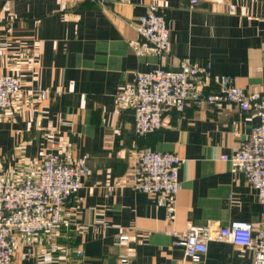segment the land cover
I'll return each mask as SVG.
<instances>
[{
    "label": "crops",
    "instance_id": "1",
    "mask_svg": "<svg viewBox=\"0 0 264 264\" xmlns=\"http://www.w3.org/2000/svg\"><path fill=\"white\" fill-rule=\"evenodd\" d=\"M150 8L170 20L169 55L152 52L135 30ZM184 57L264 99V0H198L193 9L192 0H0V74L51 95L36 102L24 94L10 115L0 113V180L49 155L66 163L88 157L90 167L68 206L72 227L55 243L18 248L12 264H118L124 234L135 238V264H183L168 230L259 221L257 192L221 161L260 124L255 115L192 103L151 137L135 139L136 74L177 71ZM217 91L213 82L206 94ZM147 149L181 159L183 189L174 200L132 187L136 152ZM253 262L251 252L227 243H211L204 259Z\"/></svg>",
    "mask_w": 264,
    "mask_h": 264
},
{
    "label": "built area",
    "instance_id": "2",
    "mask_svg": "<svg viewBox=\"0 0 264 264\" xmlns=\"http://www.w3.org/2000/svg\"><path fill=\"white\" fill-rule=\"evenodd\" d=\"M198 0H192V9ZM142 42L158 56L171 51L170 20L158 8L134 22ZM215 82L218 91L206 94ZM134 104L136 140L157 133L165 118L172 113L184 114L191 106H230L242 114H253L260 124L241 139L238 150L222 156L231 173L242 176L244 182L257 192L262 214L257 223L233 221L226 227L189 223L186 232L168 230L173 246L182 249L183 264H204L211 243H227L238 250L253 254V264H264V99L248 94L237 86L233 77L213 78L209 64L190 57L181 58L177 71L157 68L150 73H137ZM26 88L16 74H0V113L10 115L15 103L29 94L33 101L45 102L50 92L40 86ZM40 125V124H39ZM181 159L171 153L152 150L136 152L133 165L135 191L150 197L174 200L182 191L179 172ZM90 175L88 157L66 163L49 155L36 167H20L15 176L0 180V264H12L17 247L34 248L55 243L64 230H69L73 218L68 206L84 187ZM135 238L129 234L118 237L122 251L118 264H135L131 245ZM82 252L78 253L81 255Z\"/></svg>",
    "mask_w": 264,
    "mask_h": 264
},
{
    "label": "trees",
    "instance_id": "3",
    "mask_svg": "<svg viewBox=\"0 0 264 264\" xmlns=\"http://www.w3.org/2000/svg\"><path fill=\"white\" fill-rule=\"evenodd\" d=\"M152 135H154V134H152ZM152 135H149L148 137H146V138H143V139H140V140H144V139H147V138L151 137Z\"/></svg>",
    "mask_w": 264,
    "mask_h": 264
},
{
    "label": "rangeland",
    "instance_id": "4",
    "mask_svg": "<svg viewBox=\"0 0 264 264\" xmlns=\"http://www.w3.org/2000/svg\"><path fill=\"white\" fill-rule=\"evenodd\" d=\"M20 247H22V245H19V246L17 247V249L20 248Z\"/></svg>",
    "mask_w": 264,
    "mask_h": 264
}]
</instances>
